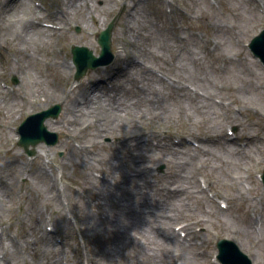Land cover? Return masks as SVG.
<instances>
[{
  "label": "rangeland",
  "instance_id": "obj_1",
  "mask_svg": "<svg viewBox=\"0 0 264 264\" xmlns=\"http://www.w3.org/2000/svg\"><path fill=\"white\" fill-rule=\"evenodd\" d=\"M7 1L0 0V54L4 58L3 64H0V78L5 80L6 84L14 86L18 94L26 95L28 105L24 107L20 100L0 88V124L5 123L12 129V131L0 129V175L5 164L9 162L12 166L9 168V174L3 173L2 177L13 182L15 187L17 178L21 174L17 159L26 157V155L29 156L25 152L29 148L35 149V154L37 152L47 153V155L44 154L45 156L42 155V158L46 160L44 167L48 177L52 178L51 181L42 178V182L39 184L40 189L37 193L32 194L31 199L17 194L16 190L8 191L5 195L11 196L13 201L7 203L6 199L2 201L0 195V226L5 228L2 238L9 248L7 254V258L11 260L9 264H33L30 258L33 251L29 246L31 239L35 240L41 247L40 256H37V260L41 264H63V260L68 261L69 264H80L86 257L93 258L99 264H118V262L113 263L112 261L114 255L123 258V261L128 259V256L123 254L122 249L126 247V244L123 243L116 249L115 244L120 243L118 241L122 242L123 239L119 238V240L114 241L108 238L111 235L109 230L111 222L99 219L101 214H108L117 218L120 217L122 221L121 215H125L128 211L123 209V212H117L116 209L119 207L113 203L110 204V201L104 200L102 202L101 194L106 193V191L91 174L96 170H107V166L103 164L104 158L113 150L109 149L105 142H111L112 137H115L122 130H124L122 136L125 137L127 144V140L134 138L132 137L134 132L136 134L149 130L155 131L149 136L152 142L160 143V145H162L161 142L167 144L165 150L160 149L163 153H151L147 164L154 166L153 163L156 162L152 160L157 158L156 169L152 174H157L158 185L166 188H171L169 187L171 185L175 189H179L181 195L175 199H186L184 203L186 206L190 205L191 211H186L182 199L181 201L178 200V206H173L171 212L169 209L162 210L159 208L160 217L177 213L175 215V218H178L177 223L180 221L183 222L181 225L185 221L194 223L192 234L199 237V242L203 239L208 242L206 248H201V251L216 253L218 252L217 242L221 239H230L253 260L254 264H264V236L257 242L253 240L255 234L247 215L253 207H258L261 212L264 210V198L260 203L257 201L258 197L264 196V188L256 183V179L253 178L251 181V176L248 175L252 170L253 172L257 171L259 166L264 168V151L259 146H248L247 150H239L236 147L220 144L223 143L221 141L217 144L211 142L215 140L214 137H222L225 128L230 124L227 122L235 115L239 122L234 126L237 132L242 131V136L247 133L251 135L258 129L262 130L259 119L254 112H264V89L261 91L255 89V85L258 86L259 83L264 82V76L258 78L255 66L250 63L248 56L242 53L241 45L235 44L231 37V33L232 35L234 33L237 38L244 40L247 35L255 34L256 29L261 25L260 14L241 0H220L221 8L217 7V9L208 0H170L173 11L171 13L166 11L164 0H88L86 5H83L81 1L79 2L80 13L73 17L77 24L74 29L70 33L66 31L58 33L39 29L30 22V19L34 18L50 21V18L46 17L47 13L38 9L39 7L37 8L32 0H13L10 4H6ZM41 1L46 4L49 11H55L56 6L54 4L64 6L68 0ZM109 1L112 3V8H107ZM24 2L28 4L30 9H33V13L26 10L28 8L20 10L25 4ZM49 4L52 5L48 6ZM134 4H137L138 7ZM89 8H92L91 11L86 10ZM133 12H137L135 14L139 13V15L134 19L129 18ZM91 15H94L95 19H91ZM253 15L256 18L250 20L249 17ZM113 20L111 51L115 54V59L111 65L107 66L104 71L89 69L78 81L74 80L76 72L74 68L69 70L67 77L57 71L56 63L59 65L58 67H63V60L59 55L55 61L53 60L54 48L58 44L63 43L62 47L67 51L66 59L72 61L71 48L73 46L88 47V42L92 39L91 50L97 56L101 51L99 44L94 38L87 37L83 29H94L99 34L107 29L108 24ZM128 25H131V32L126 31L124 34ZM188 29L198 31L201 37L209 39L214 51L207 53L200 46H197L189 37ZM193 31L191 34H196ZM182 39L185 40L180 42ZM248 39L249 37L244 41ZM124 49L139 62L141 60L155 69L167 72L171 77L182 80L183 83L180 82V84L184 87L186 86L184 83H192L197 86L196 88L201 89V93L207 92L226 100L230 103V107L222 109L211 106L209 103L198 105V102L186 94V91L177 94L176 91L170 90L163 83L164 89L157 86V96H154L153 99L148 95H142L141 101L138 100L135 97L137 92L128 91L127 87L120 88L122 87L121 82L128 86V82L135 76L138 79L141 76L138 69L131 67L130 62H128L129 65L126 69L123 62L126 61ZM12 53L17 56L16 62L11 58V56L13 57ZM243 60L249 61L247 63L251 73H247L244 65L246 62ZM185 63L190 65L192 70H187L183 66ZM118 68L119 71L114 78L113 73H116L115 70ZM107 69L108 71H106ZM210 72L215 75L210 77ZM126 73L127 77L123 79L121 76ZM208 78L211 79L210 87H205ZM88 79H93V81L97 79L102 82V89L91 90V93L98 94L99 98L104 97L105 95H102L104 93L118 98L127 96L136 104L139 102L137 107L132 102L134 106L128 112H119L122 117L139 120L142 124L138 123L135 128L131 129L116 128L119 130L117 133L107 135L105 141L102 140L99 134L94 131L91 121L94 120V116L98 121L101 120L100 125H102L107 118H102L98 113L93 115L92 108L83 105L85 102L83 98L86 96L85 92H80V89H78V96L82 100L76 102L78 106L82 105L83 111L79 113V119L74 120L66 110L67 103L72 101L68 100L66 96L70 93L74 81L87 82L88 84ZM108 80L111 84L106 82ZM245 80L246 82L243 84ZM199 84L201 85L199 86ZM245 85L247 93L242 91ZM107 87L113 89L108 90ZM54 89H59L61 92L52 95ZM86 91L89 96L92 95L89 90ZM261 93H263V97ZM148 99L152 101H147ZM235 106H241L244 109L241 114L237 115L234 112ZM55 107H59L58 115L55 119L46 120L44 125L50 132L57 135V143L51 146L41 141L35 146L20 145V135L13 128L18 130L29 116L44 110L55 111ZM111 117L114 119L113 116ZM211 121L213 123H210ZM32 123L36 124L34 121ZM83 124L88 125V128L82 130ZM104 125L117 127L111 123ZM67 136L71 140H67ZM185 136H191L195 139L203 137L208 139L209 136L212 139H208V142L200 141L203 142V150L200 151H188L172 143L173 137L184 138ZM73 141H78L86 146L88 149L86 152L89 155L75 151ZM12 142L15 145H12ZM173 147L178 149L177 153L173 155L164 153ZM9 150L16 152L14 153L17 156L16 161H10ZM134 152H137V149ZM148 153L150 152L148 151ZM128 161L130 168L134 164L131 163L130 159ZM87 163L91 165L88 167ZM187 166L191 168L189 174L184 172V168ZM166 173L175 174V176H164ZM187 175H189V179L182 177ZM197 175L205 177L214 191L233 205V208L228 211H221L211 200L205 197L201 189L198 188ZM25 177L21 178L24 182L31 178V176L27 179ZM86 178L93 181L86 183ZM30 184L32 185L31 182ZM121 187L131 189V192L133 191L138 199L150 200L149 193L134 191L135 188L125 187L122 183ZM47 188L51 191L49 192ZM244 188L250 190L247 191ZM187 190L189 192L192 190V193H188ZM58 191L60 192L59 196ZM115 192L121 194L119 190ZM186 193L188 194L186 195ZM161 194L164 195V192L162 191ZM168 195L171 196V194ZM21 201L24 206L22 204L20 206ZM154 202L157 203L155 200ZM108 203L109 207L107 206ZM235 203L236 206H234ZM120 206H123V203ZM69 207H72L73 210ZM140 208L145 209L138 204V209ZM29 209L39 216L37 230H32V213H28ZM182 209L186 211V214L183 213ZM41 212L46 213L47 221L52 218L53 224L62 230L64 246L57 256H54L52 253L54 250L48 247V243L44 241ZM52 212L54 214L50 217ZM68 212L76 215L79 221H82L80 214L85 212L83 227H91L93 235L90 237L82 233L86 247L84 245L83 249H79L76 256L71 255L73 247L77 245L78 241L74 238L75 234L67 221V216H65V213ZM141 216L138 217L141 219L143 218ZM114 220L117 219L114 218ZM170 223L173 222L170 221ZM64 226L67 229L62 228ZM120 226L123 227L120 224L115 228L117 233H119ZM198 226L203 228V233H199ZM171 227L168 226L169 229ZM245 228L251 231L249 237L245 234ZM262 229L264 231V223ZM100 237H102L101 240ZM11 240L15 241L14 247L10 243ZM96 241H100V243ZM84 242L82 241V243ZM53 244L57 246L56 242ZM10 246L17 248V250L14 251ZM178 250L179 248L175 247L171 252L178 254ZM190 250L192 252L196 249L190 247ZM198 259L196 264H209L205 256ZM184 260L186 258L178 261L184 263ZM169 264L173 263L169 260ZM189 264L191 263L189 262Z\"/></svg>",
  "mask_w": 264,
  "mask_h": 264
},
{
  "label": "bare ground",
  "instance_id": "obj_2",
  "mask_svg": "<svg viewBox=\"0 0 264 264\" xmlns=\"http://www.w3.org/2000/svg\"><path fill=\"white\" fill-rule=\"evenodd\" d=\"M11 1H13V0H8L6 2V4H10ZM80 1H81V3H83V5H86L88 2V0H70V1L68 0L66 2V5H64V6L61 4H54L56 6L55 11H46L45 12V13H47L46 17H49L51 22H58L60 25H62V30H58V31L56 30L53 32L60 33V32L66 31V32L70 33L71 30L74 29V27L77 24L74 22L73 17L80 13V10H79L80 9V5H79ZM134 6L138 7L137 4H134ZM112 7H113L112 3H111V1H109L107 8H112ZM26 8H28V9H26ZM25 9L29 10L31 13H33V9H30L28 7L27 3H25L21 7L20 10H25ZM91 9L92 8H89L86 10L91 11ZM135 13H137V12H133L129 16V18L134 19L135 17H137V15H139V13L138 14H135ZM35 14H36V12H35ZM40 17L43 18L45 16H40ZM252 18H256V16L253 15L252 17H249L250 20ZM91 19H95V16L91 15ZM30 22H32L39 29H42V30L45 29L44 26L41 24V22L39 20H37L36 18L30 19ZM131 25H128L126 27L124 34L126 31L131 32V30H130ZM45 30H47V29H45ZM83 32L87 35V37L93 38V32H95V30L87 28V29H83ZM92 41L93 40L90 39V41L88 42V46H93ZM62 45H63V43L58 44L54 48L55 54L53 55V60L55 61L56 58H58V55L62 58V60H63L62 66L63 67H58L59 65L57 63L55 64V66L57 67V71L60 74H63L65 77H67L68 76L67 73L70 72L69 70L71 68V65L68 62V59H66V57H67L66 50H65V48L62 47ZM123 52H124V56L126 57V59H125L126 61H123V62L125 63L126 69H127V67H128L127 65H129L128 62H130L131 65L133 64V62L131 60L132 56L127 54L125 49L123 50ZM183 66L185 68H187V70H192V67L190 65H187L186 63L183 64ZM135 68L138 69L139 72L141 73L140 78L137 80H132V81L128 82V86H126L127 85L126 84L125 87H127L128 91L137 92V93H135V97L138 100H140L139 93L148 95L149 97H151L153 99L154 96H157V86L162 88V89H164V86L162 85V83L160 81H157L156 75L151 76V75L145 73V71H146L145 65L143 66L141 63H139L138 66H136ZM161 72L165 76H168V77L170 76L167 72H165L163 70ZM214 75H215L214 73L210 72V77L214 76ZM246 80L244 81L243 84H245ZM210 82H211V79L208 78L207 82L205 83V87L209 86ZM91 86L95 87L97 90L102 89V85H98V83L91 84L88 82V84H87L86 82L85 83L81 82L77 85L73 84L71 87L70 93L67 94L66 98L68 100H72V101L70 103H67L66 110L68 111L69 115H71L73 117L74 120L79 119V113H81L83 111V108L81 107L82 105L78 106L77 102H76V101L82 100V99H79V96H78L79 95L78 89H80V92L81 91L85 92V96H86L83 98L85 100L86 104H85V102H83V105L85 107L92 108L91 112L93 115L98 113V114H100V116L102 118H107L104 121L102 120L104 122V124L111 123L112 125L117 126V127H110L108 125H104L103 123H102V125H104V126H102V125H100L101 120L98 121L99 122L98 124L91 123V125L96 126V127H93L94 131L96 133H99V134L105 133L107 135H112L113 133H117V131H119L116 128L131 129V128H135L136 124L141 123V121H139V120L128 118L125 116L122 117L120 114L121 111H124V113L128 112L132 108V106H134V105H135V107L139 106V104H140L139 102L136 104L135 101H132L127 96H120L118 98L116 96H111V95H107L104 93L102 94V95H105L104 97H102L103 99L99 98V95L96 93L89 96V94L86 90H88L89 87H91ZM151 87H154V89H151ZM243 89H244V90H242L243 93L248 92L246 85L244 86ZM4 91H6L9 95L16 97L18 100H20L24 104V107H27L28 100H27L26 95H21L18 93L16 94L11 90H4ZM60 92L61 91L59 89H54L52 95H57ZM189 96L192 99H194L195 101H197L198 105L209 103L211 106H213L212 101H206L204 97H202L201 95L198 94V92L190 91ZM261 96L263 97V93H261ZM130 100H131V102L128 104V102ZM147 101H152V100L148 99ZM132 102H134V105H132ZM107 105H108V107H107ZM111 116H113L114 119ZM109 119H110V121H109ZM68 121H69V119H68ZM234 122L238 123L237 120H235ZM210 123H213V121H211ZM66 125H68V122H66ZM83 125H84V127L82 128V130L84 128L85 129L88 128V125H86V124H83ZM0 129L12 131L11 127L5 123L0 124ZM159 131L160 130H157V132H159ZM123 132H124V130H122L115 137H113L115 140H118V143L112 145V147L114 148V151L112 153L107 154V156L104 158L103 164L105 166H107V170H96V171L100 172L104 178L100 181L95 178L97 181H99L101 183V186L106 191V193L101 194V196H102L101 201L102 202H104V200L107 202L110 201V204L113 203L114 205L119 207L118 209H116V210H118L117 212H123L122 211L123 209L128 211L125 215H121L122 221H121L120 217L117 218V217H114V215L110 216L108 214H101L102 216H100V218H99V219H102L104 221L107 220V221L111 222V228L109 229L111 235L109 237L107 236L108 238L116 241L123 236L126 237V240H124L122 242L118 241L120 243H116V249L118 248L119 245L122 246L123 243L126 244V247H123L122 249H123V254L128 256L127 257L128 259H124V261H123V258H120L119 256L114 255L113 259H112L113 263L118 262V264H123V263L124 264H169V260H170V262L173 263V261H176L178 259L186 258V259H188V261L191 264H196L199 261L198 258L200 257L198 254V251L193 250L191 252L190 247H193V246H190L187 244V242H184L186 240V238L185 237L182 238L181 236H179L175 228H170V229L168 228V226L174 227L175 225H177L176 223H177L178 218L177 219L175 218V215L177 213L168 215L166 217H164V216L160 217V214L158 211L159 208H162V210L163 209H169V212H171V209L173 208V206H178V200H176L175 198L169 199L168 196H170V195H168L167 197H164L161 194L162 191L160 190V186L158 184H154L153 187H150L147 185L142 186L140 184L141 180L146 181L150 177L151 172L154 171V167L149 166L147 164V161H149L150 154L151 153L157 154V152L163 153L162 151H160L161 148L153 146L148 141L137 140L135 138H130L129 140H127V142H128L127 146H123V145L119 144V141L121 139L125 138L122 136ZM153 133H155V131H153V130H149V131L143 132V133L141 131V133H136V134L134 132L132 137L151 135ZM99 136H100V138H102L101 134ZM126 137H128V136H126ZM67 140H70L69 136H67ZM136 149H137V152H134V150H136ZM36 150H37V148H36ZM74 150L77 151L78 153L85 154L84 151L76 150L75 148H74ZM157 150H159V151H157ZM234 150H232V152H234ZM148 151L150 153H148ZM198 151H200V150H198ZM177 152H178V149L171 148V149H169L168 152H164V153H168V154L173 155L174 153H177ZM235 152H237V151H235ZM8 153L10 155V161H16L17 156H15V154H14L16 152H14L13 150H9ZM237 153H239V152H237ZM44 154L47 155V153H45V152H44ZM42 155L43 154L40 152L36 153L35 157L33 158V160L36 161V164L32 167H29V165L27 163H25V164L23 163V165L19 171V173H21V174L17 178V185L15 187H14L13 182H11L10 180L7 181L6 179H4L2 177L3 173L9 174V170H10L9 168L12 167L9 162H7L5 164L4 169L2 170V173L0 175V195H1L2 201H4L5 199H6L7 203H11L13 201L11 196L5 195V193L8 191H15L16 190L17 194L22 195L25 198H29V199H31V197H33L32 196L33 193L38 192V190L40 189L39 184H40V182H42L41 179L42 178H44L45 180L48 179L47 174H46L47 171L45 170V168L41 164ZM191 158H193V157H191ZM129 159H130L131 163L134 164L130 168H129V161H128ZM90 165H91L90 163H87L88 167ZM190 170H191V168L189 166L184 168V172H187V174L190 173ZM35 173H37V174L35 176H32ZM138 173H141V175L135 176ZM142 173H143V178H142ZM91 174L93 176V173H91ZM169 175H171L172 177L175 176V174H169V173H166L164 176H169ZM23 176H28V178H29V176H31V178L27 179L26 182H23V180H21V178ZM188 176L189 175L182 176V177L189 179ZM159 177H162V176H159ZM118 178L120 179V181ZM109 179H113L114 183L109 182ZM85 181H86V183H90V181H93V180L90 178L89 179L86 178ZM30 182L32 183V185L30 184ZM121 183L125 187L135 188L134 191L144 192L145 194L149 193L151 201L138 199L137 197H135L133 195L134 192L133 191L131 192V189L122 188ZM211 187H212V185H211ZM47 190L50 192V190L48 188H47ZM116 190L121 191V194L116 193L115 192ZM187 192L192 193V191L189 192L188 190H187ZM13 193L16 194L15 192H13ZM188 193H186V195ZM53 196L55 197L56 194ZM58 196H59V193H58ZM154 200L157 201V203H155ZM120 202L123 203V206H120L121 205ZM21 204L24 206L22 201L20 202V206H21ZM138 204L140 207L143 206L145 209H141V208L138 209ZM107 206L109 207V203ZM71 209H72V207H71ZM185 209H186V211L187 210L189 211V208H185ZM203 209H205V208H203ZM253 209H259V208L253 207ZM28 211H29L28 212L29 214L32 213V217H31V219H32V230H37L39 227V216L36 215L35 212H32L31 209H29ZM186 211L183 210V213L186 214ZM252 212L254 213L255 210H252ZM84 213L80 214V218L82 217V219H81L82 221H79V218L76 215H74V217L76 219H78V223H79L78 229L84 235L93 237L92 232H91L92 231L91 227H87V226L83 227V225H84L83 220L86 217V214H84ZM42 216H43V213L41 212V217ZM138 216H141L143 218L140 219ZM114 218H116L117 220H114ZM257 219H258L257 215H253L252 217H250L249 220L251 223H254L255 221H257ZM170 221H172L173 223H170ZM44 223H45V221L42 218V230H43L42 233H43V236H45L44 241H45V243H48L47 244L48 247H51L54 250L52 252L54 254V256H57L61 252V248H63V247H57L53 244V236L47 232V230L45 229L46 225L44 226ZM120 224L124 227V232L119 234V233H117L115 228L118 227V225H120ZM233 224H235V223H233ZM235 225H239V224H235ZM192 227H193V224L191 223L185 227L187 230L184 229V231H190V233H192V231H193ZM63 228L67 229L66 226H64ZM241 228H243V227H241ZM244 231H245V234H247V237H249L251 231L248 228H245ZM57 234L58 235L61 234L60 229L58 230ZM194 237H195V239L197 238V236H195V234H194ZM101 238L102 237H100V240H101ZM253 238H254L253 240H257L256 235H253ZM96 242L100 243V241H96ZM58 244L62 246V243H58ZM11 245L14 246L13 243H11ZM47 245H45V246H47ZM29 246L32 248V251H33V255L30 256L33 264H41L37 260V256H40V253H41V251H40L41 247H39L38 243L33 239H31ZM175 247L179 248L178 254L177 253L172 254V252H173L172 250H174ZM193 249H195V248L193 247ZM0 251L5 255H7L9 252V248L6 245H4V243L1 241H0ZM112 261H111V263H112ZM4 264H9V260L6 259ZM82 264H99V262H97L93 258L90 259V257H86L84 260H82Z\"/></svg>",
  "mask_w": 264,
  "mask_h": 264
},
{
  "label": "water",
  "instance_id": "obj_3",
  "mask_svg": "<svg viewBox=\"0 0 264 264\" xmlns=\"http://www.w3.org/2000/svg\"><path fill=\"white\" fill-rule=\"evenodd\" d=\"M112 28V27H111ZM111 28L108 29L107 31H105L102 35H101V40L100 43L102 45L103 48V53L104 52H108L109 48H110V34H111ZM102 59H95L91 56V54L89 52H87L86 49L83 48H79L76 52H75V61L79 64V74L78 76H82L85 74V71L87 70V67H92V68H96L97 65H99V63L101 62ZM43 114H40L38 116H43ZM23 128H25L23 126ZM26 137L23 138L22 143L26 142ZM44 139V137H43ZM39 139H35L34 142H36Z\"/></svg>",
  "mask_w": 264,
  "mask_h": 264
}]
</instances>
